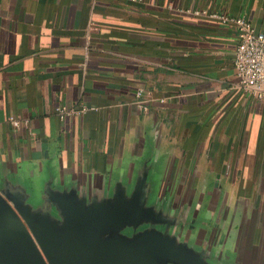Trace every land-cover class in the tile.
I'll list each match as a JSON object with an SVG mask.
<instances>
[{"label": "crops", "instance_id": "1", "mask_svg": "<svg viewBox=\"0 0 264 264\" xmlns=\"http://www.w3.org/2000/svg\"><path fill=\"white\" fill-rule=\"evenodd\" d=\"M226 16L264 31V0H0V166L97 189L154 151L164 193L203 204L197 241L264 264V100L234 86Z\"/></svg>", "mask_w": 264, "mask_h": 264}, {"label": "water", "instance_id": "2", "mask_svg": "<svg viewBox=\"0 0 264 264\" xmlns=\"http://www.w3.org/2000/svg\"><path fill=\"white\" fill-rule=\"evenodd\" d=\"M160 163L153 151L131 180L97 189L59 181L54 166L33 185L3 163L0 264H243L225 235L197 241L211 225L203 204L167 196Z\"/></svg>", "mask_w": 264, "mask_h": 264}, {"label": "built area", "instance_id": "3", "mask_svg": "<svg viewBox=\"0 0 264 264\" xmlns=\"http://www.w3.org/2000/svg\"><path fill=\"white\" fill-rule=\"evenodd\" d=\"M224 22L231 24L237 31L238 44L234 51V86L260 100H264V31H257L245 17H221ZM146 89L138 91V104L144 111L155 101ZM145 96H149L146 98ZM165 103L166 99H160ZM63 114H74L71 109H58ZM13 125L18 126L20 120L11 117Z\"/></svg>", "mask_w": 264, "mask_h": 264}]
</instances>
